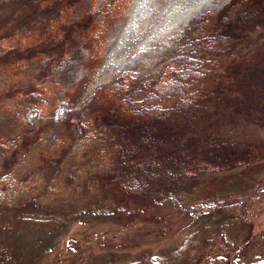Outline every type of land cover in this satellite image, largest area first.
Segmentation results:
<instances>
[{
  "label": "rangeland",
  "instance_id": "rangeland-1",
  "mask_svg": "<svg viewBox=\"0 0 264 264\" xmlns=\"http://www.w3.org/2000/svg\"><path fill=\"white\" fill-rule=\"evenodd\" d=\"M20 1L0 0V50L25 52L15 64L0 65V203L28 217L30 226L15 223V229L0 218V264H107L166 255L203 221L212 207L207 194L232 202L238 222L202 238L188 264H253L255 256L264 264V117L249 124L231 118L194 139L156 132L151 140L122 96L110 94L128 76L143 90L167 83L182 57L195 54L185 49L230 0H178L177 7L168 5L172 27L166 11L143 15L134 42L116 53L138 0H71L58 10L53 0ZM33 4L38 10L26 20ZM184 4L195 12L177 19ZM90 16H97L93 29L85 24ZM81 18L80 29L70 31ZM57 23L65 26L62 35ZM247 38L254 49L263 47L264 24ZM46 210L60 213V222L45 226L47 213L36 220Z\"/></svg>",
  "mask_w": 264,
  "mask_h": 264
},
{
  "label": "trees",
  "instance_id": "trees-1",
  "mask_svg": "<svg viewBox=\"0 0 264 264\" xmlns=\"http://www.w3.org/2000/svg\"><path fill=\"white\" fill-rule=\"evenodd\" d=\"M22 1L24 0L20 3ZM53 1L55 9L58 10L71 0ZM37 4L41 5L42 0ZM37 8L33 4L23 13V17L27 20L29 11L38 10ZM96 17L90 16L86 20L85 24H89L90 29H93ZM203 19L206 20V17ZM79 20L81 22L70 24V31L80 29L82 18ZM210 22L192 49H185V52L192 54L194 51L195 54L182 57L179 68L171 69L167 83L160 86L154 83L150 88L147 87V90H143L141 88L145 86H137L136 79L128 76L111 89V98L122 96L125 109L137 118V122H140L138 124L145 128L147 137L151 140L156 139V132L164 133L169 140H179L183 137L194 139L196 136L201 137L200 134L205 135L210 129L222 126L231 118H241L249 124L256 118L264 117V46L254 49L251 44H246L249 42L248 30L264 24V0H230ZM55 29L62 35L65 26L57 23ZM57 34V31H51L49 36ZM91 43L93 40L89 49H92L91 54H94ZM32 45L36 47L32 52H37L43 42ZM23 53L24 49L19 53L13 47L0 50V65L15 64ZM134 90L136 96L132 95ZM259 174L264 177V169ZM261 190L263 187L259 189ZM210 196L212 194H207L206 198L210 199L212 207L202 215L203 221L189 229L184 241L174 251H169L166 255L151 253L145 257L115 258L107 264H188L199 252L202 238L211 240L217 235V228L232 230L230 225L238 222L232 202L226 204ZM33 201L35 202L34 198ZM187 203L185 200V204ZM3 205L0 203V218L7 220V225L15 229L17 225L30 226L28 217L24 218L25 215L18 211L11 212ZM36 213V220L41 214L47 213L46 217L41 219L45 226L61 220L58 212L46 210ZM254 248L251 244L248 249ZM248 249L247 252L250 251ZM227 262L231 264L230 261ZM253 264H257L256 256Z\"/></svg>",
  "mask_w": 264,
  "mask_h": 264
},
{
  "label": "bare ground",
  "instance_id": "bare-ground-1",
  "mask_svg": "<svg viewBox=\"0 0 264 264\" xmlns=\"http://www.w3.org/2000/svg\"><path fill=\"white\" fill-rule=\"evenodd\" d=\"M148 0H138L137 2H136V4L134 5V7H133V9H131V11H130V13H129V18H128V20H127V22H126V25H125V27H123L124 29L122 30L121 29V33L119 34V39H118V42H117V47L113 50V52L114 53H116L117 51H121V50H123L124 49V46L125 45H129V42L130 41H132L131 39H132V33H133V31L137 28L136 26H135V24H136V22H137V20L139 19H141L142 18V16L143 15H146V17L147 16H149V18H153V17H156V16H158V14H159V12H165L166 11V13H168L167 14V24L168 25H171V26H169V27H172V23H175L176 22V19H174V20H172L173 18L171 17L173 14L171 13V9H169V7H171V8H175V7H177V5H179L180 4V2H178V0H151L150 2L152 3L149 7H145V5L142 7V3H146ZM135 2V1H134ZM148 3V2H147ZM168 5H169V7H168ZM181 6V5H180ZM182 7V9H186V10H184V12H182V14H180L179 16H178V18L177 19H179L180 17H182V19H185V18H187L188 16H190V14H192V13H194L195 12V7H192V6H189V5H186V4H184L183 6H181ZM181 9H179V11H180ZM178 11V12H179ZM160 16V15H159ZM160 18H162V17H160ZM172 18V19H171ZM145 19V18H144ZM139 20H138V22H139ZM149 20V19H148ZM155 20V19H154ZM164 20H166V19H164ZM169 20V21H168ZM147 21V20H146ZM156 22H157V20H156ZM162 23V21H159V23ZM142 23H147V22H144V21H142ZM165 23V22H164ZM150 24V23H149ZM166 24V25H167ZM144 25V24H143ZM158 25V24H157ZM150 26V25H149ZM143 27V26H142ZM138 28H139V26H138ZM164 27H162L161 29H163ZM166 28V27H165ZM139 30V29H138ZM162 31H160V33H161ZM159 33V34H160ZM166 33H167V31H166ZM133 34H135V33H133ZM157 35V34H156ZM155 35V36H156ZM162 35V34H161ZM135 36V35H134ZM147 37V36H146ZM151 37V36H150ZM161 37V36H160ZM152 38V37H151ZM162 38V37H161ZM136 39V38H135ZM139 39V38H138ZM137 40V39H136ZM156 40V39H155ZM146 41V40H145ZM132 42H134V41H132ZM152 42V41H151ZM155 42V41H154ZM131 43V42H130ZM147 43V42H146ZM131 46H132V44H131ZM130 46V47H131ZM126 49V48H125ZM124 51V50H123ZM114 58V56H113V54L111 55V57H109L108 58V60H107V64H105L104 65V67H103V69H102V71H106V70H108L107 68H108V66L111 64L110 63V60H111V58ZM117 57V56H116ZM112 60H114V59H112Z\"/></svg>",
  "mask_w": 264,
  "mask_h": 264
}]
</instances>
